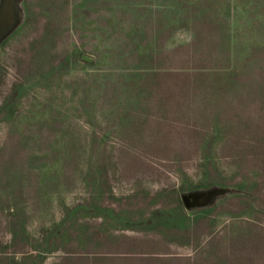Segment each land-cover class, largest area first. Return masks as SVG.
Returning <instances> with one entry per match:
<instances>
[{
	"label": "rangeland",
	"instance_id": "rangeland-1",
	"mask_svg": "<svg viewBox=\"0 0 264 264\" xmlns=\"http://www.w3.org/2000/svg\"><path fill=\"white\" fill-rule=\"evenodd\" d=\"M6 1L0 264H264V0Z\"/></svg>",
	"mask_w": 264,
	"mask_h": 264
},
{
	"label": "water",
	"instance_id": "water-1",
	"mask_svg": "<svg viewBox=\"0 0 264 264\" xmlns=\"http://www.w3.org/2000/svg\"><path fill=\"white\" fill-rule=\"evenodd\" d=\"M10 13L11 12H10L9 1H6L5 6H4V10L0 14V37L3 35V33L8 28V26L11 22V14ZM84 57L87 59H90V57H88V56H84ZM184 199H185V202L187 205L191 204L188 195H185Z\"/></svg>",
	"mask_w": 264,
	"mask_h": 264
}]
</instances>
